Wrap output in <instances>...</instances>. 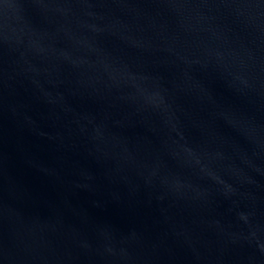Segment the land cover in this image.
<instances>
[{
  "label": "water",
  "instance_id": "obj_1",
  "mask_svg": "<svg viewBox=\"0 0 264 264\" xmlns=\"http://www.w3.org/2000/svg\"><path fill=\"white\" fill-rule=\"evenodd\" d=\"M0 264H264V0H0Z\"/></svg>",
  "mask_w": 264,
  "mask_h": 264
}]
</instances>
